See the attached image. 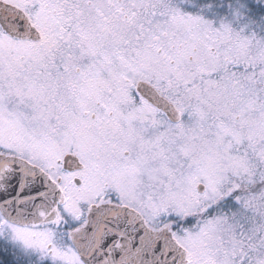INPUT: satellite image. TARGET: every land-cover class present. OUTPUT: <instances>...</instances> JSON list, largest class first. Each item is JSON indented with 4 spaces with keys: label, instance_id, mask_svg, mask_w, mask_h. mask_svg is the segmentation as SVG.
<instances>
[{
    "label": "snow or ice",
    "instance_id": "6c2138e0",
    "mask_svg": "<svg viewBox=\"0 0 264 264\" xmlns=\"http://www.w3.org/2000/svg\"><path fill=\"white\" fill-rule=\"evenodd\" d=\"M0 264H264V0H0Z\"/></svg>",
    "mask_w": 264,
    "mask_h": 264
}]
</instances>
